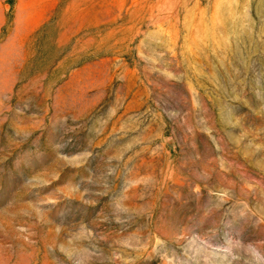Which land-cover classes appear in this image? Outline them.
<instances>
[{"label":"rangeland","instance_id":"1","mask_svg":"<svg viewBox=\"0 0 264 264\" xmlns=\"http://www.w3.org/2000/svg\"><path fill=\"white\" fill-rule=\"evenodd\" d=\"M0 264H264V0H0Z\"/></svg>","mask_w":264,"mask_h":264}]
</instances>
